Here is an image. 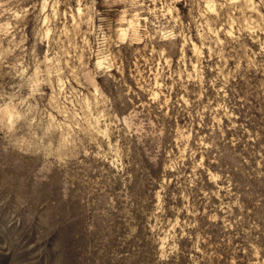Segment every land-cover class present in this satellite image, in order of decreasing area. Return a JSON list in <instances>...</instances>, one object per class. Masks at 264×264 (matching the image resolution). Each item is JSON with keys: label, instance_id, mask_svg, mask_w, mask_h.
<instances>
[{"label": "clouds", "instance_id": "obj_1", "mask_svg": "<svg viewBox=\"0 0 264 264\" xmlns=\"http://www.w3.org/2000/svg\"><path fill=\"white\" fill-rule=\"evenodd\" d=\"M9 264H264V0H0Z\"/></svg>", "mask_w": 264, "mask_h": 264}, {"label": "rangeland", "instance_id": "obj_2", "mask_svg": "<svg viewBox=\"0 0 264 264\" xmlns=\"http://www.w3.org/2000/svg\"><path fill=\"white\" fill-rule=\"evenodd\" d=\"M6 210H0V264H9L12 256L20 252L34 239L27 228H17L5 219Z\"/></svg>", "mask_w": 264, "mask_h": 264}]
</instances>
